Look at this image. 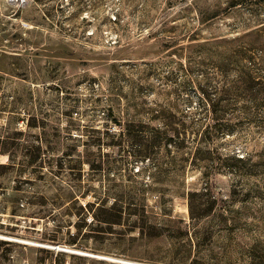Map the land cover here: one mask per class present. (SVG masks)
Returning a JSON list of instances; mask_svg holds the SVG:
<instances>
[{
    "label": "rangeland",
    "instance_id": "374dc122",
    "mask_svg": "<svg viewBox=\"0 0 264 264\" xmlns=\"http://www.w3.org/2000/svg\"><path fill=\"white\" fill-rule=\"evenodd\" d=\"M0 234V264H264V0H0Z\"/></svg>",
    "mask_w": 264,
    "mask_h": 264
},
{
    "label": "built area",
    "instance_id": "2783aa9c",
    "mask_svg": "<svg viewBox=\"0 0 264 264\" xmlns=\"http://www.w3.org/2000/svg\"><path fill=\"white\" fill-rule=\"evenodd\" d=\"M64 248L61 247L60 249H58L59 251H64L63 250ZM65 252V251H64ZM102 256V255H101ZM96 259H99V260H104V261H108L112 264H147V263H143V262H137V261H132V260H127V259H124V258H114V257H103V258H96ZM9 264V263H8ZM11 264V263H10ZM21 264H33V263H30L28 261H23ZM52 264H55V263H52Z\"/></svg>",
    "mask_w": 264,
    "mask_h": 264
},
{
    "label": "bare ground",
    "instance_id": "6f19581e",
    "mask_svg": "<svg viewBox=\"0 0 264 264\" xmlns=\"http://www.w3.org/2000/svg\"><path fill=\"white\" fill-rule=\"evenodd\" d=\"M0 237L8 238L7 235H1V234H0ZM17 239L21 240V238H17ZM11 241H13V240H11ZM48 247L53 248V249H55V248L60 249V248H61V247L58 246V245L56 246V245H51V244H50ZM67 249H68V247H65L63 250H64V251H67ZM69 251H71V252H73V253H80V254H82V252H81L80 250H78V249H72V248H70ZM90 257H91V256H90ZM94 258H98V257H94Z\"/></svg>",
    "mask_w": 264,
    "mask_h": 264
},
{
    "label": "trees",
    "instance_id": "16d2710c",
    "mask_svg": "<svg viewBox=\"0 0 264 264\" xmlns=\"http://www.w3.org/2000/svg\"><path fill=\"white\" fill-rule=\"evenodd\" d=\"M206 127H207V126H206ZM206 127H205V128H206ZM223 132H224V131H223Z\"/></svg>",
    "mask_w": 264,
    "mask_h": 264
}]
</instances>
